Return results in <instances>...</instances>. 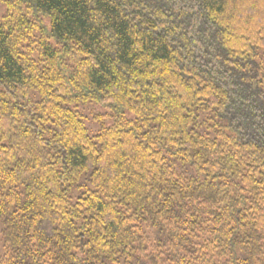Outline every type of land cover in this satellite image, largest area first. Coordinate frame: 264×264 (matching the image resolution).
Returning <instances> with one entry per match:
<instances>
[{"label":"trees","instance_id":"16d2710c","mask_svg":"<svg viewBox=\"0 0 264 264\" xmlns=\"http://www.w3.org/2000/svg\"><path fill=\"white\" fill-rule=\"evenodd\" d=\"M1 1L0 264H264V0Z\"/></svg>","mask_w":264,"mask_h":264},{"label":"rangeland","instance_id":"374dc122","mask_svg":"<svg viewBox=\"0 0 264 264\" xmlns=\"http://www.w3.org/2000/svg\"><path fill=\"white\" fill-rule=\"evenodd\" d=\"M6 10L7 9L4 5V2L0 0V17L1 18H3L4 14L6 13ZM28 18L32 19L33 21V16H28ZM47 26H48V23L45 22V28H47ZM32 31H35V32H32L34 37H37L38 36L37 34L40 33L37 27H35V29H32ZM34 37H33L32 43H27V45H25L26 50H29V48L32 49L31 47L35 40ZM80 111L82 115L84 116L86 127L91 135L98 132L100 127L102 126H110L112 122V115H111L112 113H110L111 111L103 108L102 106L98 104H91V105L83 106L82 108H80Z\"/></svg>","mask_w":264,"mask_h":264}]
</instances>
